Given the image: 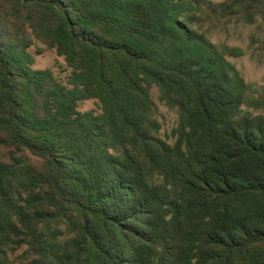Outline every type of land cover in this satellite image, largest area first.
Masks as SVG:
<instances>
[{
    "label": "trees",
    "instance_id": "trees-1",
    "mask_svg": "<svg viewBox=\"0 0 264 264\" xmlns=\"http://www.w3.org/2000/svg\"><path fill=\"white\" fill-rule=\"evenodd\" d=\"M257 20L264 0H0V264H264V114L209 38Z\"/></svg>",
    "mask_w": 264,
    "mask_h": 264
},
{
    "label": "rangeland",
    "instance_id": "rangeland-1",
    "mask_svg": "<svg viewBox=\"0 0 264 264\" xmlns=\"http://www.w3.org/2000/svg\"><path fill=\"white\" fill-rule=\"evenodd\" d=\"M209 38L225 51V59L243 78L247 85V101L254 108L252 110L256 114H264V24L260 20L252 24L227 22L212 30ZM30 51L35 57L34 69L49 68L57 78L65 81L70 69L54 49L35 42ZM152 98L157 106V118L161 123L159 135L171 142L169 135L177 123V114L158 100L155 88L152 90ZM90 109L97 110L93 100L79 103V111Z\"/></svg>",
    "mask_w": 264,
    "mask_h": 264
}]
</instances>
